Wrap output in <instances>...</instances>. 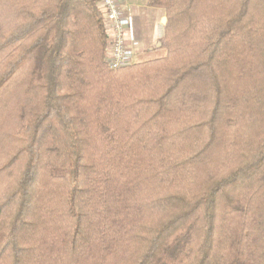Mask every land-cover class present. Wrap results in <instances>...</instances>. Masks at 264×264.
I'll return each mask as SVG.
<instances>
[{"label":"trees","instance_id":"1","mask_svg":"<svg viewBox=\"0 0 264 264\" xmlns=\"http://www.w3.org/2000/svg\"><path fill=\"white\" fill-rule=\"evenodd\" d=\"M151 4L111 68L99 0H0V264H264V0Z\"/></svg>","mask_w":264,"mask_h":264},{"label":"built area","instance_id":"2","mask_svg":"<svg viewBox=\"0 0 264 264\" xmlns=\"http://www.w3.org/2000/svg\"><path fill=\"white\" fill-rule=\"evenodd\" d=\"M105 9L106 26L111 33L109 45V66L118 68L131 62L132 49L128 46V34L132 31V21L124 11L120 0H99Z\"/></svg>","mask_w":264,"mask_h":264},{"label":"crops","instance_id":"3","mask_svg":"<svg viewBox=\"0 0 264 264\" xmlns=\"http://www.w3.org/2000/svg\"><path fill=\"white\" fill-rule=\"evenodd\" d=\"M120 3L124 11L129 13L132 21V31L128 34V41L136 40L137 45L143 44L140 38L141 28L138 24V22L140 23V20H138L136 16L138 9H141L142 11L144 10V14H147L151 26L153 25L152 32L150 33L156 39L160 40L165 31L163 18L166 14L163 8L152 5L151 0H120Z\"/></svg>","mask_w":264,"mask_h":264},{"label":"rangeland","instance_id":"4","mask_svg":"<svg viewBox=\"0 0 264 264\" xmlns=\"http://www.w3.org/2000/svg\"><path fill=\"white\" fill-rule=\"evenodd\" d=\"M137 19L140 20L138 22L141 28V41L143 44L137 45L136 40H129L128 46L132 49L133 55L131 57L132 61H141L156 58L162 56L166 53V50L162 48L159 43L161 42L159 39H156L150 32L153 29V25L151 26V22L147 17V14H144V10L141 9L136 12ZM167 17V16H166Z\"/></svg>","mask_w":264,"mask_h":264},{"label":"water","instance_id":"5","mask_svg":"<svg viewBox=\"0 0 264 264\" xmlns=\"http://www.w3.org/2000/svg\"><path fill=\"white\" fill-rule=\"evenodd\" d=\"M163 22H164V23L167 22V17H166V16L163 18ZM159 45H161V42L159 43Z\"/></svg>","mask_w":264,"mask_h":264}]
</instances>
